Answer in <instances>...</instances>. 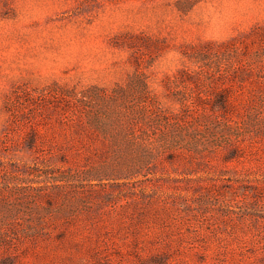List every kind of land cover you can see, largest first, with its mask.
I'll return each instance as SVG.
<instances>
[{
  "label": "rangeland",
  "instance_id": "obj_1",
  "mask_svg": "<svg viewBox=\"0 0 264 264\" xmlns=\"http://www.w3.org/2000/svg\"><path fill=\"white\" fill-rule=\"evenodd\" d=\"M0 264H264V0H0Z\"/></svg>",
  "mask_w": 264,
  "mask_h": 264
}]
</instances>
